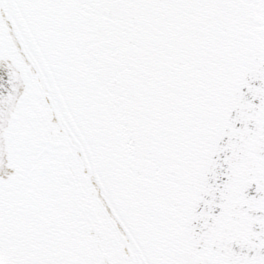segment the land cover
Listing matches in <instances>:
<instances>
[{
    "label": "snow or ice",
    "instance_id": "obj_1",
    "mask_svg": "<svg viewBox=\"0 0 264 264\" xmlns=\"http://www.w3.org/2000/svg\"><path fill=\"white\" fill-rule=\"evenodd\" d=\"M0 264H264V0H0Z\"/></svg>",
    "mask_w": 264,
    "mask_h": 264
}]
</instances>
